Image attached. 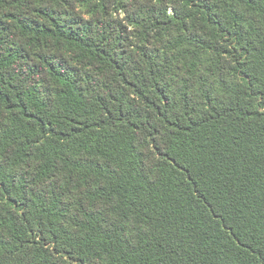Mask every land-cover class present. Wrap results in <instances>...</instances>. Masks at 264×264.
<instances>
[{
	"label": "trees",
	"instance_id": "trees-1",
	"mask_svg": "<svg viewBox=\"0 0 264 264\" xmlns=\"http://www.w3.org/2000/svg\"><path fill=\"white\" fill-rule=\"evenodd\" d=\"M0 264H264V0H0Z\"/></svg>",
	"mask_w": 264,
	"mask_h": 264
}]
</instances>
